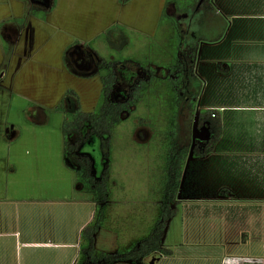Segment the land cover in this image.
I'll use <instances>...</instances> for the list:
<instances>
[{
	"label": "rangeland",
	"instance_id": "374dc122",
	"mask_svg": "<svg viewBox=\"0 0 264 264\" xmlns=\"http://www.w3.org/2000/svg\"><path fill=\"white\" fill-rule=\"evenodd\" d=\"M41 1L46 2L42 7L35 0H0V59L3 58L1 49L4 48L7 53L13 50L16 37L20 40L21 29L26 28L35 35V38H32L33 34L28 36L26 41V35L21 36V46L18 44L20 54L11 57L13 61L0 60V109L3 113L0 119L7 123L6 126L3 124L4 133L20 134L26 125L33 123L36 133H57L64 145L62 124L69 111L81 107L83 111L92 112L99 105L101 73L107 66L105 59L117 60L114 64L117 80L112 100H125L137 84L147 82L137 105L123 112L122 121L115 126L111 147L105 144L103 138L89 135L85 141L79 142L76 152L68 154L75 165L82 155L92 157L96 176H100L108 164L110 166L112 198L107 212L109 226L104 227L102 233L115 232L116 227L122 225L124 228V222L138 219L140 214L130 212L139 210L137 203H131L132 199L154 197L152 188L160 185L161 181L158 169L164 159L159 153L162 139L167 142L168 133L175 131L178 142L194 139L198 134L197 129L191 132L192 135L188 128L186 131L187 110L192 103L185 104L184 100L190 89L201 87L196 99V114L203 106L218 107L217 110L226 119L227 126L218 152L226 146L237 154L244 153L234 158L236 165L247 168L253 163V168L260 170L250 176L252 190L258 179L264 180V140L254 135L258 131L264 135V65L259 63L255 66L258 67L256 71L253 68L244 73L241 71L243 64L238 63L228 73L221 69L223 65L216 64L218 69L212 72L211 79L206 78L208 83L199 75L203 72L202 64L207 62L204 59L210 50L216 56L233 55L236 58L252 50L264 53V46L251 47L243 41L235 42V29L242 21L230 18L226 10L236 2L235 10L241 11V0H52L50 8L47 4L50 0ZM174 3L181 6L185 13L176 12ZM255 21L256 25H264L263 20ZM230 23V28L234 27L232 35L231 29H228ZM6 27L12 30L10 38L5 32ZM220 36L225 37L222 46L208 49L201 45L204 38L212 40ZM255 36L264 37V30L258 27ZM194 50L196 57L192 52ZM199 55L200 62L197 61ZM94 56L96 59H93ZM166 58L169 60L166 61ZM191 77L192 83L188 82ZM248 104L260 109L229 113L224 110L225 107ZM61 105L64 109L58 108ZM38 107H41L40 115L32 118L31 111L39 110ZM79 138V135L71 134L70 141L73 143ZM192 157L190 154L185 167L183 196H192L195 189L190 186L201 180L216 184L226 180L227 176L219 177L208 171L203 173V170L200 177L193 178V170L197 167ZM73 177L76 179L75 171ZM229 177L232 180L233 175ZM237 177L235 179L240 187H251L252 184L246 186V182L250 181H246L245 176ZM77 185L81 192L82 186ZM205 191L201 194L207 193ZM262 191L264 196V189ZM221 194L224 196V192ZM154 199L157 204L154 202L151 208L144 205L141 209L144 215L147 213L144 217L146 222H142L145 226L141 227L142 223L136 222L122 238L115 233L117 248L145 234L147 224L153 220L150 221L153 215L155 219L158 211L159 200ZM183 201H188L190 206L193 204L185 197L180 200ZM178 207L179 212L170 220L165 232L164 244L172 249L181 246L182 242L187 243L186 247H192L190 243L196 240L193 231V218L198 215L196 209H186L182 203ZM196 218L200 220L198 234L214 232L210 229L214 225L211 223L214 222V215L204 214ZM262 232L264 230L259 231ZM120 239L126 243L119 244ZM201 239L207 241L208 237ZM247 241L245 249L249 256L252 253L253 256L262 254L258 259L264 263L260 240L250 236ZM258 261L250 263L258 264Z\"/></svg>",
	"mask_w": 264,
	"mask_h": 264
},
{
	"label": "crops",
	"instance_id": "0c3cea01",
	"mask_svg": "<svg viewBox=\"0 0 264 264\" xmlns=\"http://www.w3.org/2000/svg\"><path fill=\"white\" fill-rule=\"evenodd\" d=\"M51 1L47 2L49 8L52 4ZM35 2L41 7L46 3L41 0H35ZM173 5L176 12L183 11L175 3ZM241 5V11L235 10L236 2L226 10V15L230 18L242 21L239 28L235 29L237 35L235 42L243 41L251 47L264 46V37L256 38L255 36L258 27L264 30V25H256L255 21L263 20L264 22V0H257L256 2L255 0H241ZM199 6L201 8V3H199ZM231 25L230 23L228 29ZM19 28L18 25L17 29ZM230 29L231 35L234 34V27ZM37 30L38 28H36ZM21 31L25 32L26 28L20 30V40L16 37V40H14L15 46L10 53H7L4 48L1 49L3 58L0 60H3L2 62H8L11 57L14 58L20 54L21 36L23 34L26 35L24 41L32 34V38H35L32 31H26V33ZM5 32L10 38L12 35L10 27H6ZM239 35L242 36L241 39L238 38ZM245 36L246 38L243 39ZM224 39L225 37L222 36L212 40L204 38L201 45L208 49L216 48L224 44L222 43ZM209 52H207V58L204 59L207 62L202 64L201 71L203 72L199 74L203 79H211L212 72L218 69V67L215 68L216 64L223 65L221 69L228 72L232 70V67H235V64L242 63L241 71L243 70L244 73L253 68V71H256L258 67L255 66H258L259 63L264 65V53L258 54L256 50L237 58L233 55L216 56L211 50ZM8 54H10L9 57H7ZM93 59H96V57L94 56ZM199 59L200 55L198 62H200ZM161 60L156 59V61ZM168 60L166 58V61ZM247 66L250 67L247 69ZM69 103H71V100ZM221 107L224 108L225 106ZM38 108L39 110H35V112L31 111L32 118L40 115L41 107ZM213 108L217 109L218 107ZM256 109H260V107L251 104L242 107L224 108L227 113L243 110L252 112L251 110ZM2 114L0 109V118ZM223 119L225 133L227 123L226 119ZM3 124L0 119V264H75L79 255L81 231L84 226L93 220L96 202L91 195L78 191L76 179L73 177V162L71 161L68 164L66 161L64 145H62L63 139L60 135L47 132L36 133L33 123L26 125L25 129L20 131V134L9 131L4 133L5 129L3 130V127L7 123ZM258 132L254 135H257L258 139L264 140L262 131L261 133ZM224 133L220 142L223 140ZM220 142L208 156L203 158L192 157L196 160L195 166L198 168L197 170L195 167L196 169L193 170V178L200 177L208 171L209 174L213 173L219 177L225 178L227 176L226 180L220 184L213 181L211 183L203 182L202 180L193 183L190 186L195 189H193L195 192L192 196H189V194L183 196V183L179 200L174 204L176 208L182 203L186 206V209H189V207L196 209L198 215L193 218V231H195L196 240L190 243L192 247H186L187 243L182 242L180 243L181 246L172 249L165 246L164 234L163 245L165 248L171 249L172 253L162 255L154 264H251L252 260L258 261V258L262 257V254L253 256L254 253L249 256L245 245L248 243L247 238L252 236L260 240L261 251L264 249V232L259 233L260 230H264V196L261 193L264 189V180L259 181L258 179L252 190V173L260 170L253 168L255 166H252L253 163L247 168L246 166L238 167L234 158L240 156V154L244 155V153L237 154L235 150L226 146L218 152ZM249 150L251 149L249 148ZM256 165H259V163H256ZM229 175H233L232 180ZM239 175L245 176L246 181H250H245L248 183L246 186L252 184L250 188L240 187L237 179H235ZM198 183L197 187L196 184ZM202 191L207 193L203 192L201 194ZM223 192L224 196L221 194ZM182 196L187 200H192L193 204L190 206L188 201L187 203L180 202ZM200 198L202 200H199ZM204 198H207V200H204ZM195 200L199 201L194 202ZM245 200L246 203H244ZM154 202L157 204L154 197L152 199L147 197V200L146 198L131 200L133 205L137 203L136 206L142 208H144V205L151 208L155 205ZM177 210L179 212V207ZM204 214L214 215V222H211L214 225L210 228L214 232L207 231V233L198 234L200 220L196 217ZM219 215H221L220 218ZM170 220L165 232L168 229ZM259 222L261 226H259ZM104 229L101 228L96 235V247L107 252L115 251L117 249L115 244L116 232L102 233ZM201 237H208V240L204 241ZM152 259V257L147 258L150 264ZM260 263L264 264L259 260L258 264ZM111 264L131 263L121 261Z\"/></svg>",
	"mask_w": 264,
	"mask_h": 264
},
{
	"label": "trees",
	"instance_id": "16d2710c",
	"mask_svg": "<svg viewBox=\"0 0 264 264\" xmlns=\"http://www.w3.org/2000/svg\"><path fill=\"white\" fill-rule=\"evenodd\" d=\"M182 9L181 6H178ZM184 10V9H183ZM195 54V50L192 51ZM196 57V54L194 55ZM107 66L101 73L102 92L100 95L99 105L95 111L86 112L77 107L74 111H69L70 114L66 117L62 124L64 136V154L68 164L71 163L69 157L70 151H75L79 146L80 141H85L88 136L94 135L105 140V144L111 147L113 131L116 125L122 121V114L125 111H130L139 102L144 89L147 87V82L141 81L130 92L125 100L115 101L111 99L114 91V86L117 80L114 64L117 60H106ZM104 61V62H105ZM119 61V60H118ZM261 78V77H260ZM193 77L188 79L191 82ZM208 83L207 79H203ZM192 83V82H191ZM263 86V85H261ZM200 88L191 90L187 94L184 103H192L187 110L186 120L188 121L187 128L193 133L198 130L195 138L187 141H177L178 133L169 132L167 142L162 139L159 153L164 159L162 160L161 168L158 169L160 174V185L152 188V193L159 200L157 212L147 224V231L135 240L132 239L128 245L118 247L115 251L107 252L96 247V235L101 228L109 226L108 222V206L112 198L111 178L109 164L103 169L100 176H96L93 168L92 157L82 155L78 159V164L73 163L74 171L76 172V182L82 186V191L91 195L96 202V211L94 218L86 226L83 227L80 234L79 255L75 264H111L115 262H130L131 264H150L147 258H156V260L165 254H171L172 250L165 248L163 238L165 230L170 218L178 212L174 204L179 200L180 191L183 183L185 167L188 157L193 155L197 158L208 156L214 151L217 144L220 142L224 133V119L220 111L215 108H206L203 106L196 114V99L200 93ZM72 93V91H71ZM59 109H64L61 105ZM86 128L88 131H86ZM188 132V131H187ZM177 133V134H176ZM191 133V135H192ZM71 134L80 136L75 142L70 141ZM171 134V135H170ZM76 152V151H75ZM109 155V153H108ZM68 158V160H67ZM136 212L130 211L132 214H140L137 220L127 223L123 221L122 225L114 228L119 238L138 222L141 224L144 218L141 206ZM144 215V216H143ZM128 216V215H126ZM134 222V223H133ZM145 222L142 223L141 227ZM140 227V229H141ZM125 244V240L120 239L119 244ZM122 244V245H123Z\"/></svg>",
	"mask_w": 264,
	"mask_h": 264
},
{
	"label": "water",
	"instance_id": "95a60500",
	"mask_svg": "<svg viewBox=\"0 0 264 264\" xmlns=\"http://www.w3.org/2000/svg\"><path fill=\"white\" fill-rule=\"evenodd\" d=\"M155 261H156V258H153L151 264H154Z\"/></svg>",
	"mask_w": 264,
	"mask_h": 264
}]
</instances>
